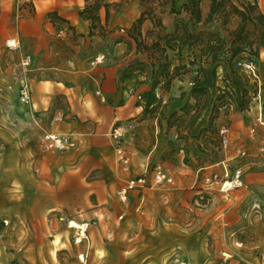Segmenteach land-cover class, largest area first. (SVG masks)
<instances>
[{"label":"rangeland","instance_id":"rangeland-1","mask_svg":"<svg viewBox=\"0 0 264 264\" xmlns=\"http://www.w3.org/2000/svg\"><path fill=\"white\" fill-rule=\"evenodd\" d=\"M133 1L149 14L159 11L157 0H118L107 6ZM230 1L241 7L247 0ZM172 2L174 10H193V0L180 5L165 0L170 6ZM224 3L215 14L222 20L224 8L230 10L227 0ZM15 4L16 0H0V264H264V103L256 99L257 91L245 88L236 99L222 89L212 105L210 123L198 129L187 118L163 116L162 109L158 128L153 124L156 133L144 137L140 132L150 127L154 110L148 109L141 93L143 102L137 98L141 112L128 118L116 116L110 126L137 118L138 145L145 147L134 148L138 153L127 172L116 160L109 134H101L106 142L105 166L97 167V146L87 139L92 135L78 129L80 123H88L81 116L93 102L74 103L75 91L65 84H75L65 72L66 66L75 67L69 59L81 35L58 37V29L68 25L55 11L44 19L60 21L50 34L52 29L46 21L36 20L35 13L18 18ZM80 13L89 17L92 11L84 8ZM235 17L240 19L234 13L228 19ZM191 18L182 17L176 27L184 23L190 28ZM33 21H38V28ZM198 29L209 30L201 24ZM138 30L131 29L132 36L138 37ZM177 35L181 42L171 41L174 47L162 39L171 58L158 52L159 69L164 71L158 79L166 81L179 66L178 74L197 70L192 75L196 81L203 74V59L211 58L205 51L202 61L195 63L208 38L182 44L181 33ZM12 38H17V47L7 45ZM29 55L32 62L25 65ZM87 57L89 67L95 66L92 61L97 56ZM225 63L233 72L242 70L237 60ZM52 84L57 88H49ZM24 87L26 99L21 93ZM206 105L196 104L194 114ZM64 127L83 140L80 147L63 153L46 150L43 135L63 132ZM223 127L230 128L227 147L220 145ZM88 131L97 138L96 130ZM156 164L168 169L174 181L134 190L123 208L117 189L130 176L146 173L151 179ZM238 167L241 184L224 192L222 184L232 182ZM215 174L214 182L206 181ZM70 220L86 224L85 237L68 227Z\"/></svg>","mask_w":264,"mask_h":264},{"label":"crops","instance_id":"crops-1","mask_svg":"<svg viewBox=\"0 0 264 264\" xmlns=\"http://www.w3.org/2000/svg\"><path fill=\"white\" fill-rule=\"evenodd\" d=\"M95 1L35 0L33 14H36L34 17L36 20L43 21L50 11H55L57 16L62 17L68 25L64 26V28L67 27L69 29L66 36L62 37L56 34L58 37L65 39L66 37H70L69 33L81 35L77 39L79 45L76 46L75 53L69 59L70 64L74 63L75 67L66 66L65 72L68 79L75 80V84H65L67 90L72 89L75 91L73 95L75 99L72 98L74 103L88 105V103L93 102L88 105L87 111L83 112L84 117L81 116V120L88 121V123H80L78 129H82L87 135H92L89 138L87 137V139L91 143L93 142L95 147L97 146V151H94L97 155V167L105 166L102 148L106 142L101 137V134H109L112 128L110 126L111 122L116 116L128 118L141 112L142 106L139 105L137 99L141 93L144 94L145 102L148 105L160 104L162 101L165 102L162 105L163 116L166 114L183 119L187 118L189 121H195L194 127L198 129L206 127L210 123L212 105L222 89L231 91L233 97L236 99L242 96L245 88L252 92L256 91V82L242 70L233 72L225 61L220 60L215 63L211 58L206 56L202 61L203 74L198 80L195 81L192 78L193 73L196 71L189 70L188 72H181L179 75H176L168 87H166L165 82L169 81L170 76L165 79L166 81L158 79L164 72L161 68L159 69L160 54H158V51L148 52L137 49V42L132 36L133 31H131V27L143 16L144 19L139 27L137 38L142 44L151 45L162 34L174 35L177 29L176 24L182 17L189 18L191 13L180 8L174 10L176 6L173 5V2L172 6H170L169 3H165V0H157L156 4L159 11L152 14L145 12V7L137 1L122 6L116 4L107 6L109 3H115L118 0ZM183 1L187 0H175V5H180ZM257 2L264 12V0H257ZM46 3L50 7H44ZM98 3H100V6ZM211 3V0L200 1L202 14L200 24L205 29H215L220 31L224 36H228L230 30L237 27L240 19L237 17L231 18L226 25H222L223 20L214 15L213 19L207 22ZM18 4L19 2L16 0V16H19ZM84 8L87 10L97 8V11L94 12L96 17L93 19L81 15L80 12ZM33 14L25 12L24 17L30 18ZM44 21H46V26L52 29L50 34L54 33L56 31L54 25L59 24L53 23L49 18ZM159 22H161V25H158ZM31 23H35L34 27L38 28V21ZM94 24H97V29L93 28ZM69 26L72 28L70 29ZM100 27L103 29H100ZM179 48L178 46V50H180ZM168 50L165 51L167 54ZM100 55L105 56V61L90 68L87 56L93 59ZM164 56L166 57L167 55L165 54ZM168 57L171 58V54ZM255 60L259 77L261 82L264 83V46L261 47L260 54ZM80 63H83L85 71L83 75H81L82 70L79 68ZM122 75L123 77L124 75L128 76L122 78ZM82 78H85L86 82ZM49 88L55 89L57 87L52 84ZM197 88H203L207 92L201 91L200 97L194 96L192 90ZM98 91L101 92L100 95L97 93ZM104 97L106 100L102 101ZM201 102L203 105L206 103L207 105L195 115L194 113L197 110L196 104L200 105ZM259 102L264 103V100H260ZM258 109V119L262 121V105H259ZM101 121H106V123L101 124ZM93 122H97L95 127L90 125ZM150 122V127L143 128V132H140L141 136L144 137L149 132L156 133L155 128H153V124H156L155 119H150ZM163 123L164 119H162L161 124ZM69 129V127H64L63 132L56 133L69 134L66 132ZM88 129L96 130L97 138ZM77 139L79 140V145H81L83 140L80 137H77ZM138 146L145 147V144L140 143ZM144 150L146 152V149Z\"/></svg>","mask_w":264,"mask_h":264},{"label":"built area","instance_id":"built-area-1","mask_svg":"<svg viewBox=\"0 0 264 264\" xmlns=\"http://www.w3.org/2000/svg\"><path fill=\"white\" fill-rule=\"evenodd\" d=\"M19 9H21V12L19 13V17L24 16L25 12H29L31 15L33 14L35 10V0H18ZM55 23H59V21H55ZM68 28H64V26H61L58 29V36H66L68 34ZM13 41V42H11ZM7 45L9 47H17V38H12L10 40H7ZM105 59L104 55H100L96 57L92 61V65H97ZM25 65H30L32 62V56L29 55L28 57H25L23 60ZM237 65L242 69L244 73H246L250 78H252L256 82V99L261 100L262 95L264 94V84L261 82V79L259 77L258 73V67L255 59H245V60H239L237 61ZM23 98H28V91L26 90V87L23 88L22 92ZM99 95L101 94L100 91L97 92ZM138 99L143 102V96L142 94L138 95ZM105 97L102 98V101H105ZM162 105L165 104L164 101L161 103ZM157 104H151L148 106V109H153V119L156 121L155 127L158 128V121L160 120L162 106H156ZM140 121L137 118H132L127 121H116L110 132H109V138L112 142L116 160L117 162L124 168L125 171L129 172L131 168V164L133 161V158L138 153V150H135L134 148L138 147V125ZM229 127H223L221 130V140L220 145L223 147L228 146L229 142ZM43 146L46 148V150H50L53 152H69L76 148H79V140L76 136L72 134H61L56 132H47L43 135ZM135 146V147H134ZM245 152L242 151V155H244ZM1 157V153H0ZM241 168H236V174L234 175V178L232 180L231 185L226 186L227 182L225 181L222 184V190L224 192H228L233 187L239 186L241 184ZM151 179L148 180V175L146 173L130 176L125 180V183L121 185L117 191L116 195L120 202V204L125 208L128 204V201L130 199V195L134 190H140L144 188L145 186H148L150 183L153 184H165V183H172L174 181L173 176L171 175L170 171L166 168H164L161 164H156L153 166V170L151 173ZM217 174L214 176H207L206 181L209 183H212L217 178ZM124 211H122V214L120 215V219L123 218Z\"/></svg>","mask_w":264,"mask_h":264},{"label":"trees","instance_id":"trees-1","mask_svg":"<svg viewBox=\"0 0 264 264\" xmlns=\"http://www.w3.org/2000/svg\"><path fill=\"white\" fill-rule=\"evenodd\" d=\"M201 0H193V10L190 12L192 15L193 23L190 28L186 24H181L180 27H177L176 34H162L158 37L156 41H154L151 45L142 44V42L138 41L137 36H133L137 42V49L145 50L148 52H165L166 46L161 43L162 39H165L166 43L171 44V41L176 40L180 41L177 33H181L182 44L185 42L194 39L197 42H202L204 37L208 38L207 47L202 50L201 55L196 56V62H201L202 57L204 55L203 52L208 51L211 54V60L217 63L220 60L231 63L234 60H245V59H256V57L260 54V49L264 46V12L261 10L257 0H247L245 1L241 7L237 6L235 3L227 0L228 6L230 10L224 8V19L222 25H226L229 22V14H236L240 20L236 28L230 30L228 36H224L218 30H201L198 29V25L202 21L201 8L199 6ZM211 10L209 16L207 18V22L213 19V16L218 11L219 7H223L224 0H211ZM188 11V9L185 8ZM86 11H88L86 9ZM92 13L97 11V8L91 9ZM90 13L91 18L94 19L96 17L95 13ZM92 14V15H91ZM144 17L142 16L137 20V22L132 26V30H137ZM55 21H59L58 18ZM161 25V22L158 23ZM181 42V41H180ZM171 47H174L171 44ZM181 52V47L179 48ZM255 57V58H254ZM192 63V62H191ZM181 67H177L175 71L169 74V81L165 82L168 87L171 80L179 75L178 71ZM202 70V68H201ZM200 71V70H199ZM198 71V72H199ZM197 72V70H196ZM193 94L197 95L198 92H207V90H203V88L193 89ZM174 119L173 116L170 119ZM179 119V117L175 118ZM174 119V120H175Z\"/></svg>","mask_w":264,"mask_h":264},{"label":"bare ground","instance_id":"bare-ground-1","mask_svg":"<svg viewBox=\"0 0 264 264\" xmlns=\"http://www.w3.org/2000/svg\"><path fill=\"white\" fill-rule=\"evenodd\" d=\"M11 42H13V41H11ZM231 184L232 183L227 182L226 186L231 185ZM68 227L69 228H76L79 231V233L81 234V236H83V237L86 236V233H85V231H86V224L80 223V222H78L76 220H70V223H69ZM78 241H82V238H79Z\"/></svg>","mask_w":264,"mask_h":264}]
</instances>
